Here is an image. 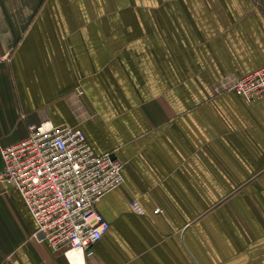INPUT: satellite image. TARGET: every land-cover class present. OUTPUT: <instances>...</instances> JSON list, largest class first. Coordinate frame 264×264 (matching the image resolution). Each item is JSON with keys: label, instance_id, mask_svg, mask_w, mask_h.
Returning <instances> with one entry per match:
<instances>
[{"label": "crops", "instance_id": "crops-1", "mask_svg": "<svg viewBox=\"0 0 264 264\" xmlns=\"http://www.w3.org/2000/svg\"><path fill=\"white\" fill-rule=\"evenodd\" d=\"M263 64L264 0H0V147L77 127L121 160L86 264H264V100L227 88ZM35 228L0 181V264H69Z\"/></svg>", "mask_w": 264, "mask_h": 264}, {"label": "built area", "instance_id": "built-area-1", "mask_svg": "<svg viewBox=\"0 0 264 264\" xmlns=\"http://www.w3.org/2000/svg\"><path fill=\"white\" fill-rule=\"evenodd\" d=\"M227 88L251 103L263 101L264 64ZM0 155V181L19 192L35 234L49 248L62 251L69 264L76 258L72 252L79 253V264H86L110 228L96 203L124 182L121 160L97 154L77 127L43 124L30 125L28 136L0 147Z\"/></svg>", "mask_w": 264, "mask_h": 264}, {"label": "rangeland", "instance_id": "rangeland-1", "mask_svg": "<svg viewBox=\"0 0 264 264\" xmlns=\"http://www.w3.org/2000/svg\"><path fill=\"white\" fill-rule=\"evenodd\" d=\"M129 11H130V12H133V8H131ZM130 207L132 208V210H133L136 214L142 212V209H141V207H140V205H139V203H138L137 201H131V202H130ZM174 234H176V233H174ZM152 238H153V237H152ZM152 238H151V239H152ZM151 239H150V240H151ZM151 245H152V244H150V247H148V249H146L147 252H151V248H152Z\"/></svg>", "mask_w": 264, "mask_h": 264}, {"label": "bare ground", "instance_id": "bare-ground-1", "mask_svg": "<svg viewBox=\"0 0 264 264\" xmlns=\"http://www.w3.org/2000/svg\"><path fill=\"white\" fill-rule=\"evenodd\" d=\"M44 127H47V126L45 125ZM72 255H75V257L78 258L79 253H78V252H76V253H73V252H72ZM75 257H74V258H75ZM76 258L73 259V263H74V264H79V262L76 260Z\"/></svg>", "mask_w": 264, "mask_h": 264}, {"label": "water", "instance_id": "water-1", "mask_svg": "<svg viewBox=\"0 0 264 264\" xmlns=\"http://www.w3.org/2000/svg\"><path fill=\"white\" fill-rule=\"evenodd\" d=\"M112 157H114L113 155H111Z\"/></svg>", "mask_w": 264, "mask_h": 264}]
</instances>
